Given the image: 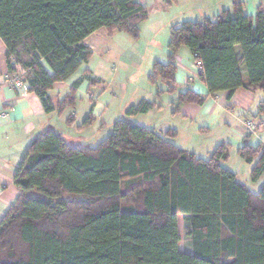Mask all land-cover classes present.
Listing matches in <instances>:
<instances>
[{
    "label": "trees",
    "instance_id": "1",
    "mask_svg": "<svg viewBox=\"0 0 264 264\" xmlns=\"http://www.w3.org/2000/svg\"><path fill=\"white\" fill-rule=\"evenodd\" d=\"M242 7L172 27L167 62L157 60L149 76L158 98L177 91L183 46L201 63L209 95L227 91L230 100L245 85L264 91V12L253 17ZM148 15L138 0H0L8 71H25L29 90L51 112L49 91L92 56L84 40L101 28L138 37ZM85 77L98 82L90 71ZM207 98L186 88L172 104L177 113ZM73 101L74 94L59 110ZM156 106L130 105L92 146L70 145L52 129L33 139L14 178L19 193L0 220V264H264V184L257 193L237 180L223 165L226 144L203 158L176 143V130L163 135L130 118ZM94 120L90 113L83 126ZM263 147L245 141L239 148L248 164L260 155L255 182L264 176Z\"/></svg>",
    "mask_w": 264,
    "mask_h": 264
},
{
    "label": "crops",
    "instance_id": "2",
    "mask_svg": "<svg viewBox=\"0 0 264 264\" xmlns=\"http://www.w3.org/2000/svg\"><path fill=\"white\" fill-rule=\"evenodd\" d=\"M138 1L147 7L149 15L151 12L158 13V17L150 23L151 32L155 36L154 40L163 32L165 44L170 42V33L174 25L188 20L202 21L206 18L216 20L221 11L225 9L233 11L235 3L239 1L243 2V12L247 15L255 17L259 9L264 12V0ZM115 34L116 31L110 35L106 28H101L84 40L83 43L91 49L92 56L70 79L55 83L49 91L55 107L51 112L45 109L39 96L29 90L25 78L21 86L10 83L1 84L9 71L6 60V45L0 37V220L19 193L14 178L26 151L36 136L52 129L63 136L70 145H95L103 139L102 130L105 127L113 125L116 120L122 117L130 105L138 104L143 99L156 100L157 106L147 113L130 118L139 124H147L146 127L163 135L168 131L176 130L175 140L181 134L177 124L182 121L190 119L193 123L194 116L218 115L219 121L224 118L225 125L235 128L236 136L243 140V144L247 141L252 145L262 143L264 146V114H259L260 103L264 100V91L260 89L252 91L245 85L230 100L227 91L209 95L208 88L201 77V63L186 46L180 48L176 57L178 70L176 73L177 91L175 93H164L158 98L155 89L149 86L146 92L134 93L137 100L140 99L139 101L133 99L134 96L129 99L126 98V100H124L125 96L120 98L121 96L117 91L112 89L115 80L118 78L116 65L105 54L111 48H120L114 41L117 35ZM165 50L168 55V47H165ZM157 60L167 62L165 58H158ZM87 71H90L98 79L96 84L91 85L85 77ZM243 74L247 80L245 70H243ZM186 88H192L200 94L208 95V98L203 105L184 104L175 113L172 101L180 91ZM72 94H74L73 103L66 105L64 110H59V104ZM163 97H166L171 105L168 110H165L166 108L161 101ZM116 100L119 105L116 104L115 108L110 110L111 105ZM163 111L166 112V115H171L174 120L165 121L162 116L164 115L162 114ZM90 113L95 118L94 122L89 126H83L85 118ZM108 116H110L109 119ZM70 117L73 118L71 123L68 122ZM247 120H257L262 127L256 132L249 131L246 125ZM204 127L210 129L207 124ZM213 152L208 151L207 158ZM259 157L260 155L255 158L254 163ZM254 163L250 164L252 168ZM256 183L262 187L264 176Z\"/></svg>",
    "mask_w": 264,
    "mask_h": 264
},
{
    "label": "rangeland",
    "instance_id": "3",
    "mask_svg": "<svg viewBox=\"0 0 264 264\" xmlns=\"http://www.w3.org/2000/svg\"><path fill=\"white\" fill-rule=\"evenodd\" d=\"M157 14V12H151V15L140 24L141 29L138 37H134L127 32L116 31L117 35L115 34L114 41L120 48H111V50H107L105 53L108 59L115 63L116 71L118 72V78L115 80L112 89L115 92L117 91L121 96L120 98L125 96L124 100L126 98L129 99L131 96L133 97L134 93L146 92L149 86L153 87L156 93V86L150 82L149 76L154 72L156 59H167L165 47L169 45V42H166V44L163 42L165 39L163 32L156 40L153 39L155 36L151 32L150 23L158 17ZM159 40L162 41L156 43ZM158 86L164 87V83L159 81ZM133 99H136V101L140 100H137L135 96ZM166 99V97H163L161 101L166 108L165 110H168L171 105L169 100ZM117 102L116 100L111 105L110 110L115 108ZM165 113V111L162 113L164 114L162 116L165 121L174 120L171 115H166ZM122 117H126V112L123 113ZM218 117V115H208L207 117L194 116L193 123L190 119L182 121L180 124H177L179 125L178 129L181 134L177 140H174L179 146L192 152L195 151L197 155L205 158L208 157V151L213 152L219 145L225 143L228 145L230 155L229 159L223 162V165L237 173L238 181L246 184L252 191L258 193L261 186L251 179L252 166L239 154V148L243 145V140L238 139L234 127L231 128L225 125L224 118L219 121ZM205 124L210 126L209 130L204 127ZM144 125L147 124L144 123ZM112 129L113 125H110L102 130L103 139L112 132ZM254 141L256 140L254 139ZM180 227L182 246L190 251L191 239L186 234L189 226L187 223L181 221Z\"/></svg>",
    "mask_w": 264,
    "mask_h": 264
},
{
    "label": "built area",
    "instance_id": "4",
    "mask_svg": "<svg viewBox=\"0 0 264 264\" xmlns=\"http://www.w3.org/2000/svg\"><path fill=\"white\" fill-rule=\"evenodd\" d=\"M25 71L18 69L15 73H9L2 80L1 84L10 83L21 86L24 80ZM247 128L249 131L256 132L260 127H262L261 123L257 120H247L246 121Z\"/></svg>",
    "mask_w": 264,
    "mask_h": 264
}]
</instances>
